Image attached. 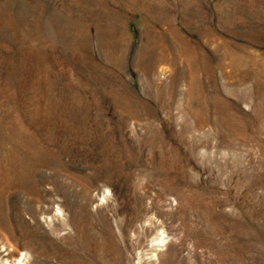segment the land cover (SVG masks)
I'll list each match as a JSON object with an SVG mask.
<instances>
[{
  "label": "rangeland",
  "instance_id": "rangeland-1",
  "mask_svg": "<svg viewBox=\"0 0 264 264\" xmlns=\"http://www.w3.org/2000/svg\"><path fill=\"white\" fill-rule=\"evenodd\" d=\"M264 264V0H0V264Z\"/></svg>",
  "mask_w": 264,
  "mask_h": 264
},
{
  "label": "bare ground",
  "instance_id": "bare-ground-1",
  "mask_svg": "<svg viewBox=\"0 0 264 264\" xmlns=\"http://www.w3.org/2000/svg\"><path fill=\"white\" fill-rule=\"evenodd\" d=\"M22 264V263H21Z\"/></svg>",
  "mask_w": 264,
  "mask_h": 264
}]
</instances>
